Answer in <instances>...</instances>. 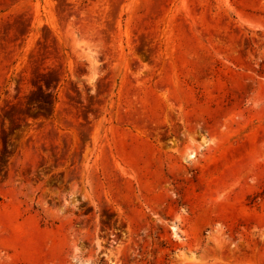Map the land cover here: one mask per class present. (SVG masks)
I'll list each match as a JSON object with an SVG mask.
<instances>
[{
	"label": "rangeland",
	"instance_id": "1",
	"mask_svg": "<svg viewBox=\"0 0 264 264\" xmlns=\"http://www.w3.org/2000/svg\"><path fill=\"white\" fill-rule=\"evenodd\" d=\"M0 264H264V0H0Z\"/></svg>",
	"mask_w": 264,
	"mask_h": 264
}]
</instances>
